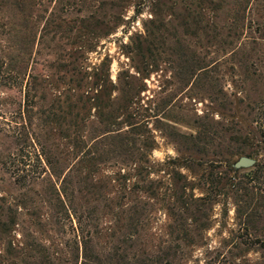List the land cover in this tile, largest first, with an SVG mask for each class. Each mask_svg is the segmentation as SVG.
<instances>
[{
  "label": "rangeland",
  "instance_id": "obj_1",
  "mask_svg": "<svg viewBox=\"0 0 264 264\" xmlns=\"http://www.w3.org/2000/svg\"><path fill=\"white\" fill-rule=\"evenodd\" d=\"M15 1L0 0V264H264V190L238 191L254 166L234 167L264 156V0H27L22 20ZM34 23L48 41L17 81ZM83 94L76 128L47 121Z\"/></svg>",
  "mask_w": 264,
  "mask_h": 264
},
{
  "label": "trees",
  "instance_id": "obj_2",
  "mask_svg": "<svg viewBox=\"0 0 264 264\" xmlns=\"http://www.w3.org/2000/svg\"><path fill=\"white\" fill-rule=\"evenodd\" d=\"M27 0H23V3L15 1L14 3L10 4V9L12 12H14L16 18H19L20 20H22V17L20 16H26V7H27ZM26 17H30V15H27ZM22 22V21H20ZM28 22V21H27ZM13 31L16 32V29H14ZM48 29L44 28L43 31L41 32V34H39V29L36 28L35 23L31 28H28L27 30L24 31H19L18 32V39H17V43H18V49L20 51V54L16 57H9L10 62H12V66H13V70L15 72L18 73V76L16 77V80L18 81L20 79V75H22V73L25 70L26 64H27V58L30 57V53L31 52H36V54H40L42 49H45L44 46L47 44L48 41ZM37 49V50H36ZM31 51V52H30ZM77 70V73L81 75V77L78 79L73 80L74 83L76 84V87L78 88V90L82 89V83L84 80V76H86L85 72H82L80 69L78 71L77 69H73L72 70V74L74 75ZM69 71V70H68ZM71 71V70H70ZM31 80L29 82L25 83V90H24V109H22V111L20 112L21 116L26 115L28 112H30V109L34 106L35 104V95L34 92L36 90L40 88H42V85L37 84V78L33 77L30 75ZM20 82V81H19ZM72 82V80H71ZM41 98L44 100L45 97L41 96ZM86 97L83 95H81L80 97H78L76 99V102H72L71 103V99L68 98L66 99V103H68V111L64 112L63 111V115H58V114H52L50 113L47 116V121H61L63 123H67V119H69L68 123L69 125L67 126V131H72L74 128H76L75 126L77 125V120H79L81 114L80 112H76V114H74V110H76L77 108L81 109V110H86L87 109V105L91 102V99L89 97H87V99H85ZM74 103V105H73ZM80 103H83L82 106L80 105ZM79 104V106H78ZM21 125H28V122L26 121L25 117L22 118V121L20 122ZM79 129L74 130L73 133H76V136L78 137V142L77 143H81L82 142V137L79 135ZM72 133V132H71ZM264 133V132H263ZM71 135V134H70ZM69 137V136H68ZM23 143H26V140H22ZM29 148L28 145H24L22 150L26 151ZM96 152L90 151L88 152V154H84L83 158L81 160V162L85 163V167H87L88 169L90 167L94 166V162H96L97 157L95 155ZM241 154H247L244 152H241ZM249 156H252L251 154H253L252 152L248 153ZM25 155V154H24ZM46 160L48 162V164L52 165V162L50 160V158H47L46 156ZM23 165L25 166L26 163L23 162ZM17 173H20L19 169L17 168ZM233 171H237L236 169H232ZM251 176V177H250ZM249 177L250 180L248 182L242 181L237 185V189L238 191H243L245 193L249 192L250 189H259L264 190V156L263 158L258 161L256 163V165L254 166L253 169H251L250 173H249ZM28 177L27 176H22L20 175V180H26ZM18 179V180H19ZM64 193H67L66 190L63 191ZM249 223V221H248ZM0 229H2L4 232L9 231L10 230V224L9 223H5V222H1L0 223Z\"/></svg>",
  "mask_w": 264,
  "mask_h": 264
},
{
  "label": "water",
  "instance_id": "obj_3",
  "mask_svg": "<svg viewBox=\"0 0 264 264\" xmlns=\"http://www.w3.org/2000/svg\"><path fill=\"white\" fill-rule=\"evenodd\" d=\"M257 160L255 158L249 156H242L239 160L234 164V167L237 169L242 168H250L256 165Z\"/></svg>",
  "mask_w": 264,
  "mask_h": 264
}]
</instances>
